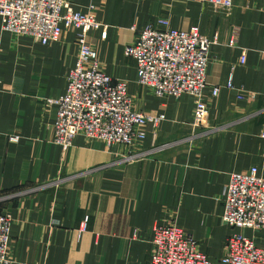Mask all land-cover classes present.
Wrapping results in <instances>:
<instances>
[{"label":"crops","instance_id":"1","mask_svg":"<svg viewBox=\"0 0 264 264\" xmlns=\"http://www.w3.org/2000/svg\"><path fill=\"white\" fill-rule=\"evenodd\" d=\"M69 2L75 11L93 7L100 25L86 39L100 69L127 82L135 110L164 118L131 145L78 134L63 149L53 142L56 106L49 100L65 91L79 30L62 25L60 38L43 45L2 30L0 18V212L12 219L14 264H148L152 227L169 221L212 264H220L232 233L264 246V230L221 220L229 175L256 167L264 176V0H231L230 7L202 0ZM161 18L174 29L198 26L216 37L200 126L191 97L154 95L137 83L135 62L124 54L137 29ZM214 85L220 90L210 97Z\"/></svg>","mask_w":264,"mask_h":264},{"label":"built area","instance_id":"2","mask_svg":"<svg viewBox=\"0 0 264 264\" xmlns=\"http://www.w3.org/2000/svg\"><path fill=\"white\" fill-rule=\"evenodd\" d=\"M202 1L223 7L232 4L231 0ZM0 18L2 30L43 45L60 38L62 25L79 30L76 60L68 71L65 91L49 100L56 106L55 144L66 149L81 134L107 145H131L144 138L146 125L155 128L163 120V114L135 110L127 82L100 69L96 51L86 39L87 33L100 25L93 7L81 12L73 10L69 0H0ZM136 32L134 40L124 47V54L135 62L137 83L156 96L191 97L193 124L202 125L208 109L206 72L216 37L202 35L198 26L174 29L167 18L146 23ZM244 62L243 51L239 63ZM226 87L232 88V82ZM219 90L214 85L208 93L216 97ZM8 139L16 142L19 136L9 135ZM222 202L223 223L238 229L264 230V176L256 167L229 175ZM11 223L10 215L0 212V264H14L9 248ZM150 243L148 264H212L191 235L173 221L154 225ZM220 264H264V246L242 232L232 233L225 239Z\"/></svg>","mask_w":264,"mask_h":264}]
</instances>
